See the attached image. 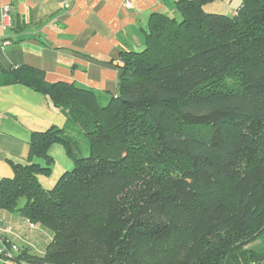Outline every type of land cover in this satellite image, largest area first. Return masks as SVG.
Instances as JSON below:
<instances>
[{
    "label": "trees",
    "instance_id": "16d2710c",
    "mask_svg": "<svg viewBox=\"0 0 264 264\" xmlns=\"http://www.w3.org/2000/svg\"><path fill=\"white\" fill-rule=\"evenodd\" d=\"M216 1L151 14L108 103L34 68L8 73L68 124L34 132L31 163L0 181L1 210L53 233L43 258L11 247L2 264H264L250 248L264 236V0L232 16L208 13ZM68 132L83 133L87 157ZM56 144L74 167L45 189Z\"/></svg>",
    "mask_w": 264,
    "mask_h": 264
},
{
    "label": "crops",
    "instance_id": "0c3cea01",
    "mask_svg": "<svg viewBox=\"0 0 264 264\" xmlns=\"http://www.w3.org/2000/svg\"><path fill=\"white\" fill-rule=\"evenodd\" d=\"M126 1L0 0V181L14 177V164L31 163L34 132L65 129L68 124L66 115L45 96L9 83L8 73L19 67L34 68L43 71L50 83L93 90L108 103L119 93L121 52L142 50L143 30L151 14L172 15L179 0H129L131 7H126ZM6 7L9 18L3 22ZM49 153L55 163L51 174L38 176L45 189H52L74 167L59 146H52ZM32 163L45 166L42 159ZM52 241L50 230L31 224L19 212L0 209V250L16 247L15 257L26 252L43 258Z\"/></svg>",
    "mask_w": 264,
    "mask_h": 264
},
{
    "label": "rangeland",
    "instance_id": "374dc122",
    "mask_svg": "<svg viewBox=\"0 0 264 264\" xmlns=\"http://www.w3.org/2000/svg\"><path fill=\"white\" fill-rule=\"evenodd\" d=\"M241 4H242L241 0H217L214 3L207 5L205 10L208 13H212V14H222V15L232 16V13L236 9H238L241 6ZM68 137H71L72 147H73L74 152L77 154V156L87 157L88 151H89V143L87 139L85 138V136L83 135V133L74 132V134H72L68 132ZM56 146H59V148H61V150H63V152L67 155L66 149L64 148L63 145L56 144ZM56 159H60V158L58 157ZM68 159L71 160L70 161L71 164L72 163L74 164V162L72 161L70 157H68ZM58 162H59V166H61V162L60 161ZM71 167H72L71 169H73V166ZM71 169L69 171H71ZM250 248L253 250L264 251V236L257 242L253 243L250 246Z\"/></svg>",
    "mask_w": 264,
    "mask_h": 264
},
{
    "label": "built area",
    "instance_id": "2783aa9c",
    "mask_svg": "<svg viewBox=\"0 0 264 264\" xmlns=\"http://www.w3.org/2000/svg\"><path fill=\"white\" fill-rule=\"evenodd\" d=\"M132 6V4H131V2L129 1V0H127L126 1V7H131ZM8 14H9V8L8 7H6V8H4V10H3V13H2V21L3 22H5V21H7L8 20ZM0 49H1V41H0ZM12 250L14 251V252H17L18 251V249L16 248V247H12ZM12 250H11V252H10V250L7 248V247H5L2 251H1V253H5V257H10L11 256V254H12ZM0 253V254H1ZM3 263V258L0 256V264H2Z\"/></svg>",
    "mask_w": 264,
    "mask_h": 264
},
{
    "label": "water",
    "instance_id": "95a60500",
    "mask_svg": "<svg viewBox=\"0 0 264 264\" xmlns=\"http://www.w3.org/2000/svg\"><path fill=\"white\" fill-rule=\"evenodd\" d=\"M122 75H123V72L120 71V72H119V75H118V79H119V81H120V78L122 77ZM120 87H121V84L119 83V84H118V88H120Z\"/></svg>",
    "mask_w": 264,
    "mask_h": 264
}]
</instances>
